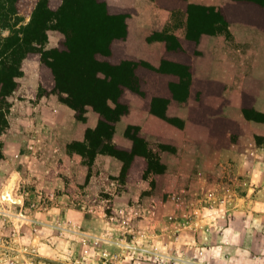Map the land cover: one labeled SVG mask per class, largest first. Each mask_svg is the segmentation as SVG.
Instances as JSON below:
<instances>
[{"label": "rangeland", "instance_id": "374dc122", "mask_svg": "<svg viewBox=\"0 0 264 264\" xmlns=\"http://www.w3.org/2000/svg\"><path fill=\"white\" fill-rule=\"evenodd\" d=\"M21 2L17 13L4 8L7 16L0 17V62L14 54L7 65L16 72L2 80L6 86L0 82V264H264V200L237 201L240 208H233L232 197L204 195L213 187L183 177L173 184L183 170L196 169L171 157L180 138L172 128L147 140L128 124L125 146L117 140L118 122L133 106L151 111L152 105L162 114L172 103L176 113V101L190 98L195 116L210 112L208 91L196 89L206 81L194 78L180 45L167 43L158 58L131 56L128 11L107 0ZM242 2L252 12L264 9V0ZM32 21L41 32L29 43L24 30ZM80 32H88L86 43ZM105 36L117 38L111 56ZM120 55L135 58V78L145 76V84L124 88L128 70L114 62ZM109 89L122 90L118 104L104 101ZM118 113L117 121L105 117ZM166 119L181 125L177 116ZM208 125L221 135L240 131L228 119ZM99 154L121 158L118 176L97 171ZM13 173L12 198L5 199ZM174 191L183 193L178 205L169 200Z\"/></svg>", "mask_w": 264, "mask_h": 264}, {"label": "crops", "instance_id": "0c3cea01", "mask_svg": "<svg viewBox=\"0 0 264 264\" xmlns=\"http://www.w3.org/2000/svg\"><path fill=\"white\" fill-rule=\"evenodd\" d=\"M107 3L128 11L125 47L131 56L158 58L167 53V43L180 45L181 54L187 53L190 60L194 78L206 81L196 89L208 91L205 97L210 109L195 116L190 98L176 101V113L172 103L163 114L133 106L118 122L117 140L126 143L124 132L128 124L136 125L139 135L147 140L166 136L172 128L180 138L171 157H176L179 165L185 161L187 167L196 169L195 174L183 170L173 184L183 177L196 182L199 188L213 187V192L204 195L217 200L232 197L233 208L238 206L237 201H263L257 192L261 187L264 190V24L260 23L264 9L252 12L242 0ZM167 116H177L181 125L169 122ZM218 119L237 123L240 131L221 135L211 130L209 121ZM209 159L211 164L207 163ZM95 162L97 171L109 178L118 176L123 166L121 158L111 154H99ZM208 170L212 180L206 174ZM237 210L233 209L234 214Z\"/></svg>", "mask_w": 264, "mask_h": 264}, {"label": "trees", "instance_id": "16d2710c", "mask_svg": "<svg viewBox=\"0 0 264 264\" xmlns=\"http://www.w3.org/2000/svg\"><path fill=\"white\" fill-rule=\"evenodd\" d=\"M66 3V2H65ZM22 5V2L21 0H0V14H1V18H6L7 16V11H8V15L10 14L9 12H14V13H17L18 10H15V8H20V6ZM17 6V7H16ZM64 6V4L62 5ZM61 6V7H62ZM102 6V11L105 13L106 11H109L110 10V7L108 5L104 3L101 4ZM4 8H7L8 10L5 12V10H3ZM60 10L57 12V15L59 14ZM56 13L53 17L57 16ZM40 26H36L34 24V21H32L31 23H28L26 26H25V30H24V36H26L27 39H29V43H33L35 41L38 40V36L41 32V29L39 28ZM65 28V27H64ZM91 32V31H90ZM87 33H85V35L83 34V32H80L81 34V37H79V40H81V43H86L87 42ZM24 39V37H23ZM75 39L77 40L78 38L75 36ZM99 39V38H98ZM121 39V38H120ZM117 41V38H115V36H110V38H107L106 36L103 37L101 39V42H103L104 44L106 43L107 44V47H106V53H109L107 50H110L111 52L107 55L111 56V53L113 54V49H114V45L115 42ZM20 43V42H19ZM19 43L16 41L14 43V47L12 48V51L14 52L15 50L18 49V46H19ZM26 43V42H25ZM28 43V42H27ZM26 43V44H27ZM71 43V37L70 35L67 33L66 34V38H65V44H70ZM86 46V45H85ZM29 49L32 48L31 45H29L28 47ZM86 49H87V46H86ZM21 50V48H20ZM28 51V50H26ZM126 55V54H125ZM2 57V56H1ZM0 57V59H1ZM14 54L13 56H9V58L6 56L5 57V60H3L2 62H0V76H3L2 79H0V82H1V85H5L6 84L2 81L7 75H9L8 77H10L12 75H15L16 72H15V68L12 67L11 65H7L8 62H12V63H15L14 61ZM135 58L132 59V58H129L128 56H124V55H120L117 59H115V63L116 65L119 64L121 65L122 67V64H123V68H124V72H126L128 70V74L127 73H122L123 75V78H122V81L124 82V88H128V89H132L133 86H137L138 87V84H145L146 82V77L145 76H142L140 77L141 78V81L139 79H136L135 78V69L137 67L138 64H136L135 62ZM142 66L144 67H148V68H152L151 66L147 65V64H141ZM113 67H115L113 65ZM14 69V70H13ZM158 70V69H157ZM160 71V70H159ZM8 73V74H7ZM121 80V79H120ZM119 80V82H120ZM133 80V81H132ZM121 81V82H122ZM120 82V83H121ZM131 84H134V85H131ZM125 90V89H123ZM120 92H122V90H116V89H109L107 90V93L105 94V99L104 101L108 99H111V101H113L114 103H117L118 102V98H120L121 94H119ZM152 92V91H150ZM154 94V93H153ZM107 104V103H106ZM118 104V103H117ZM109 106V105H108ZM151 109L152 112H156V113H159V111L155 110L154 108H152V105L151 107H149ZM166 108V107H165ZM120 113V112H119ZM119 113L118 115L114 118L113 116H108L106 115L105 117L110 120V121H117L118 120V116H119ZM125 113L124 111L121 112V114ZM103 114V113H102ZM163 114V113H162ZM108 124V123H107ZM100 136H103L102 133L100 134ZM108 140L110 141V136L108 138Z\"/></svg>", "mask_w": 264, "mask_h": 264}, {"label": "bare ground", "instance_id": "6f19581e", "mask_svg": "<svg viewBox=\"0 0 264 264\" xmlns=\"http://www.w3.org/2000/svg\"><path fill=\"white\" fill-rule=\"evenodd\" d=\"M13 176L10 178V180H9V185H7V187H6V189L4 190V192H3V197L5 198V199H9L10 197L12 198V192H11V190H12V187L11 186H13V183H14V180H15V173H13L12 174ZM2 192V191H1ZM5 201V200H4Z\"/></svg>", "mask_w": 264, "mask_h": 264}, {"label": "built area", "instance_id": "2783aa9c", "mask_svg": "<svg viewBox=\"0 0 264 264\" xmlns=\"http://www.w3.org/2000/svg\"><path fill=\"white\" fill-rule=\"evenodd\" d=\"M183 191V190H181ZM182 195L183 193L179 192V191H174V192H171L169 194V200L173 201L174 203H176L177 205L182 203ZM221 201H224V199H220Z\"/></svg>", "mask_w": 264, "mask_h": 264}]
</instances>
